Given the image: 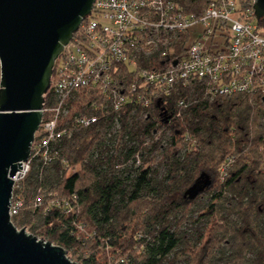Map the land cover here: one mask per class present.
Instances as JSON below:
<instances>
[{
  "label": "trees",
  "instance_id": "16d2710c",
  "mask_svg": "<svg viewBox=\"0 0 264 264\" xmlns=\"http://www.w3.org/2000/svg\"><path fill=\"white\" fill-rule=\"evenodd\" d=\"M175 1L197 16L209 3ZM257 28L264 30V19ZM139 66L153 67V59ZM164 102L167 116L156 104L117 114L80 90L69 109L96 122L60 141L50 164L32 160L13 225L60 246L79 264H110L109 255L117 264H264V94L210 100L193 82ZM55 104L49 90L43 109ZM169 115L178 116L168 123ZM76 165L80 171L68 174ZM207 181L191 198V187ZM201 198L205 204L192 222L191 208ZM198 221L204 227L196 238L183 231Z\"/></svg>",
  "mask_w": 264,
  "mask_h": 264
},
{
  "label": "built area",
  "instance_id": "2783aa9c",
  "mask_svg": "<svg viewBox=\"0 0 264 264\" xmlns=\"http://www.w3.org/2000/svg\"><path fill=\"white\" fill-rule=\"evenodd\" d=\"M208 1L198 16L175 0L94 1L77 36L55 62L49 90L56 104L43 109L47 117L30 156L12 178L11 218L22 207L20 186L32 160L50 164L60 141L96 122L94 116L73 115L69 109L80 90H90L103 109L117 114L156 104L161 116H167L164 101L193 82L210 100L264 94V30L257 28L254 0ZM144 59H153V67L139 66ZM184 103L180 100L179 106ZM177 116L169 115L167 122ZM230 163L221 168V179ZM62 205L71 211L68 202Z\"/></svg>",
  "mask_w": 264,
  "mask_h": 264
},
{
  "label": "water",
  "instance_id": "95a60500",
  "mask_svg": "<svg viewBox=\"0 0 264 264\" xmlns=\"http://www.w3.org/2000/svg\"><path fill=\"white\" fill-rule=\"evenodd\" d=\"M95 0H0V264H79L67 251L18 230L9 215L12 178L30 156L57 58ZM256 21L264 0H254ZM209 185L195 183V197Z\"/></svg>",
  "mask_w": 264,
  "mask_h": 264
},
{
  "label": "rangeland",
  "instance_id": "374dc122",
  "mask_svg": "<svg viewBox=\"0 0 264 264\" xmlns=\"http://www.w3.org/2000/svg\"><path fill=\"white\" fill-rule=\"evenodd\" d=\"M140 165V163H136L134 165V167L132 168H136ZM156 164H153V167H155ZM263 169H264V166H263ZM80 171V166L79 165H76V166H71L67 169V173L68 174H72V173H75V172H79ZM158 172L159 174L162 173L161 170H159L158 168ZM205 204V199L201 198L197 201V203L191 208V214H190V218L193 222V220H196L197 219V215L198 213L201 211L202 207L204 206ZM204 227V221H198L196 223H190L188 224L187 226L183 227V231H185L187 234H189L190 236H192L193 238H196V233L201 231L202 228ZM18 230L22 229V228H17ZM25 229V228H24ZM26 232L28 233V230L25 229ZM89 232V229L85 230L84 233H88ZM29 234V233H28ZM86 235V234H84ZM39 239V238H38ZM40 240V239H39ZM68 257V255H67ZM108 257V261L110 264H117L118 262V258L117 257H112L111 255L107 256ZM69 258V257H68ZM69 260L73 261V262H77L79 263L78 259L76 257H70ZM176 264H181V262H178Z\"/></svg>",
  "mask_w": 264,
  "mask_h": 264
}]
</instances>
